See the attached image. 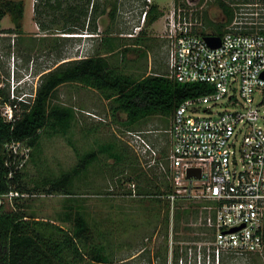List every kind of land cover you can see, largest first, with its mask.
<instances>
[{
  "label": "rangeland",
  "instance_id": "obj_1",
  "mask_svg": "<svg viewBox=\"0 0 264 264\" xmlns=\"http://www.w3.org/2000/svg\"><path fill=\"white\" fill-rule=\"evenodd\" d=\"M5 1L0 0V5ZM93 1L61 0L62 8L55 11L45 6V0H23L25 12L20 28L11 15L3 19L0 30V88L9 94L11 99L18 95L20 97L22 93L34 94L41 75L59 64L94 55L107 56L113 68L136 78L168 73L164 40L161 38L165 30V13L162 9L170 8L173 0H153V5L146 0H96L94 9ZM54 2L57 3V0L51 3ZM214 3V0L208 2L209 17L220 23L223 18ZM70 5L86 7L90 14L99 11L94 24L98 29L96 35H90L94 26L92 23L88 30V20L85 27L82 24L64 23L65 18L62 16L66 15V9ZM155 5L162 16L153 25H148V18L144 20L145 13ZM247 7L257 13H264V6L260 3ZM248 8L242 11H249ZM103 10L114 11L115 20L109 17V13L104 14ZM55 18L58 21L54 22ZM204 25L207 31H212L209 24ZM69 28L77 34H67L70 32ZM105 38H112L117 46L116 52L110 53L111 48ZM137 38L142 39L140 47L136 44ZM125 47L130 48V51L124 52ZM52 104L73 107L77 119L68 135L43 134L40 147H31L30 158L22 170L23 184L34 190L32 195L37 196L29 195L23 198L20 202L25 204L23 210L29 216H36L40 220L54 221L66 212L67 206L82 207L94 229L97 241L105 245L112 264H164L165 252L159 257L157 253L167 247L164 222L167 204L163 201L159 204L141 197L120 196L131 188L128 180H135L137 175H140V178L134 181L136 188L139 185L153 193L158 189L164 190L168 181L159 166L151 165L149 160L139 157L126 143L122 144V147L126 149L129 157L124 164L114 167V160L102 156L99 162L88 169L84 179L76 182L80 201L68 202L64 195H48L42 191L43 181L46 178L60 177L74 168L78 163L79 154L95 150L99 145L116 138L124 142L129 141L124 127L113 121L111 101L96 89L79 83L62 85L58 88ZM6 106L9 105L0 106V111L3 112ZM227 108L226 103H220L214 111L222 112ZM170 125L171 117L158 114L134 129L163 131L147 135L161 151L164 148L169 150V137L164 131ZM113 169L123 171V174L117 175ZM116 176L125 181L120 188L115 185ZM5 204L9 210L14 208L15 202L7 199ZM187 206L189 205L179 203L178 207L182 211ZM193 206L190 205L192 210L189 212L188 222L187 216L179 223L177 219L174 223L170 217L168 247L172 229L174 241L177 238L184 240L192 237L195 228L193 224L197 219ZM60 225L66 229L71 228L69 224ZM185 225L190 228L188 232L182 230ZM224 264H264V252L248 260H227Z\"/></svg>",
  "mask_w": 264,
  "mask_h": 264
},
{
  "label": "built area",
  "instance_id": "obj_2",
  "mask_svg": "<svg viewBox=\"0 0 264 264\" xmlns=\"http://www.w3.org/2000/svg\"><path fill=\"white\" fill-rule=\"evenodd\" d=\"M210 1L173 0L162 9L161 38L168 77L183 84L207 83L211 90L177 107L164 131L169 137L166 157L147 136L163 131L125 132L138 156L166 176L171 190L156 197L169 204L172 221L179 203L197 210L191 238L175 242L172 232L169 264L175 247L177 264H224L264 252V32L241 31L242 26L263 29L264 23L234 21L222 35L207 31L202 14ZM207 37H220V46L211 47ZM220 103L228 108L215 112ZM1 113L14 120L10 105ZM5 150L11 159L6 165L16 170L30 158L25 142L6 144ZM190 169H199L201 178H189ZM129 190V197H140L134 183ZM27 196L12 190L0 196V206Z\"/></svg>",
  "mask_w": 264,
  "mask_h": 264
},
{
  "label": "trees",
  "instance_id": "obj_3",
  "mask_svg": "<svg viewBox=\"0 0 264 264\" xmlns=\"http://www.w3.org/2000/svg\"><path fill=\"white\" fill-rule=\"evenodd\" d=\"M52 1L45 0V6L55 11L62 8L61 0H57V3L54 2V4L51 3ZM214 2L223 21L214 22L210 19L208 10H204L203 18L205 23L212 27V31L219 35H222L224 29L234 21L264 23V13H257L247 7L259 3L264 6V0H214ZM246 8L249 11H242ZM24 12L23 0L3 2L0 5V30L1 23L7 15H11L17 27L20 28ZM102 12L106 13L104 10ZM98 14H100L98 10L90 14L86 7L70 5L66 9V15L62 17L65 18V24H82L83 27L88 20V30L92 23L94 26V29L91 30L93 33L90 35H96L98 29L94 24ZM161 16L159 8L156 5L153 6L146 13L147 24L153 25ZM109 17L115 20V12H110ZM56 20L58 21L57 18L53 21L56 22ZM241 28L242 32H264V28L256 29L247 26ZM69 30L70 32L67 34H77L71 32L72 28ZM111 39L105 38V41L110 45V53H114L117 46ZM136 42L139 47L142 46V39L137 38ZM123 51L127 53L130 48L125 47ZM108 53L106 52V54ZM39 81L34 94L25 95L22 93L20 97L18 95L14 99H11L10 95L0 88V106L10 105L14 111L13 121H7L0 111V196L8 194L12 190L37 196L36 194L32 195L34 190L23 184V168L16 170L15 166L6 165L7 160L11 159L5 150V145L12 142H25L29 147L36 149L40 147L43 134L49 136L69 134L77 115L73 107L52 104L60 86L79 83L98 90L111 101L113 121L121 124L124 127V132L135 130L136 126L154 115L160 114L172 118L175 110L184 100L204 95L211 90L207 83L183 84L169 78L167 74L161 73L136 78L113 68L107 56L102 54L61 63L41 75ZM125 143L116 138L99 145L95 150L79 154L77 165L64 172L60 177L46 178L43 181L42 191L48 195H64L68 202L80 201L76 191V182L84 179L88 169L94 163L99 162L102 156L114 160V167L124 164L129 157L126 149L122 147V144L125 145ZM126 144L129 146L128 143ZM166 156H168V150L164 148L161 150V157ZM12 171L14 174L13 177H10ZM113 171L117 172V175L123 174V171L114 169ZM116 177L115 185L120 188L125 181L120 176ZM139 178L140 175H137L135 180ZM135 180L130 178L128 183L132 184ZM165 185L164 190L158 189L154 191L155 193L144 190L138 185L137 194L141 199H151L159 204L163 201L167 204L164 220L167 247L160 249L157 256L159 257L162 252H165L164 264H169L168 240L171 224L169 204L156 197L171 190L168 182ZM127 194H130V190L124 191V196ZM23 200V198H15L13 209L7 210L6 204L0 206V264H112L105 245L97 241L94 229L82 207L70 205L58 220H40L36 216H29L23 210L25 204L20 203ZM176 210L174 223L176 219L177 223L181 222L186 218L185 216H187L186 222H188L189 212L192 208L189 206L181 211L178 207ZM60 223L69 224L71 228L66 229ZM98 229L100 230V227ZM182 230L188 232L190 228L185 225ZM176 241H180L179 238ZM179 256V250L175 247L172 264H177ZM149 264L153 263L149 262Z\"/></svg>",
  "mask_w": 264,
  "mask_h": 264
},
{
  "label": "water",
  "instance_id": "obj_4",
  "mask_svg": "<svg viewBox=\"0 0 264 264\" xmlns=\"http://www.w3.org/2000/svg\"><path fill=\"white\" fill-rule=\"evenodd\" d=\"M206 40L208 41V43L213 48H217L221 44V38L220 37H217V38L207 37ZM188 177L189 178H192V177L201 178V171L199 169H190L188 171Z\"/></svg>",
  "mask_w": 264,
  "mask_h": 264
},
{
  "label": "flooded vegetation",
  "instance_id": "obj_5",
  "mask_svg": "<svg viewBox=\"0 0 264 264\" xmlns=\"http://www.w3.org/2000/svg\"><path fill=\"white\" fill-rule=\"evenodd\" d=\"M95 1H96V0L93 1V9H94V7H95V3H96ZM105 12L110 13V12H112V11H106V10H105Z\"/></svg>",
  "mask_w": 264,
  "mask_h": 264
},
{
  "label": "clouds",
  "instance_id": "obj_6",
  "mask_svg": "<svg viewBox=\"0 0 264 264\" xmlns=\"http://www.w3.org/2000/svg\"><path fill=\"white\" fill-rule=\"evenodd\" d=\"M90 37H91V36H90ZM90 37H86V38H90ZM25 78H27V77H25ZM22 83H23V82H20V84H22ZM24 94H25V93H24ZM25 95H27V94H25ZM25 95H24V96H25Z\"/></svg>",
  "mask_w": 264,
  "mask_h": 264
},
{
  "label": "bare ground",
  "instance_id": "obj_7",
  "mask_svg": "<svg viewBox=\"0 0 264 264\" xmlns=\"http://www.w3.org/2000/svg\"><path fill=\"white\" fill-rule=\"evenodd\" d=\"M75 36H78V35H75Z\"/></svg>",
  "mask_w": 264,
  "mask_h": 264
}]
</instances>
